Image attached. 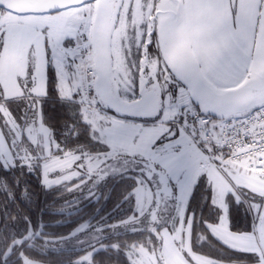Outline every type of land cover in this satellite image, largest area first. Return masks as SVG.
Masks as SVG:
<instances>
[{"label":"snow or ice","instance_id":"1","mask_svg":"<svg viewBox=\"0 0 264 264\" xmlns=\"http://www.w3.org/2000/svg\"><path fill=\"white\" fill-rule=\"evenodd\" d=\"M0 264H264V0H0Z\"/></svg>","mask_w":264,"mask_h":264}]
</instances>
